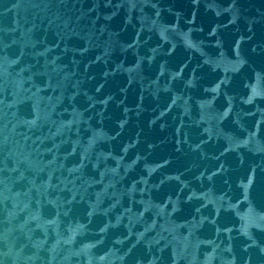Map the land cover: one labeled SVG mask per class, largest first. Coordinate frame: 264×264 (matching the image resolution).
<instances>
[{
	"label": "water",
	"instance_id": "obj_1",
	"mask_svg": "<svg viewBox=\"0 0 264 264\" xmlns=\"http://www.w3.org/2000/svg\"><path fill=\"white\" fill-rule=\"evenodd\" d=\"M0 264H264V0H0Z\"/></svg>",
	"mask_w": 264,
	"mask_h": 264
}]
</instances>
